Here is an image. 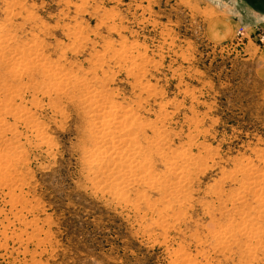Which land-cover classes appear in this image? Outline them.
<instances>
[{
    "label": "rangeland",
    "instance_id": "1",
    "mask_svg": "<svg viewBox=\"0 0 264 264\" xmlns=\"http://www.w3.org/2000/svg\"><path fill=\"white\" fill-rule=\"evenodd\" d=\"M243 1L0 0V264H264Z\"/></svg>",
    "mask_w": 264,
    "mask_h": 264
},
{
    "label": "crops",
    "instance_id": "2",
    "mask_svg": "<svg viewBox=\"0 0 264 264\" xmlns=\"http://www.w3.org/2000/svg\"><path fill=\"white\" fill-rule=\"evenodd\" d=\"M264 1V0H260ZM258 0V2H260ZM256 2V1H255ZM252 0H244L243 10L246 12L247 16L245 22L242 20L243 15L241 17H232L229 21L220 20V25L226 32V26L230 24L231 27V35L235 32L238 33V30L241 26L245 27V33L243 35L244 40L246 39L247 44L252 46V49L256 51V59H257V72L261 80L264 81V8L258 7V5ZM243 11V12H244ZM247 17V18H246ZM224 32L221 35L223 39Z\"/></svg>",
    "mask_w": 264,
    "mask_h": 264
},
{
    "label": "bare ground",
    "instance_id": "3",
    "mask_svg": "<svg viewBox=\"0 0 264 264\" xmlns=\"http://www.w3.org/2000/svg\"><path fill=\"white\" fill-rule=\"evenodd\" d=\"M33 9H34V8H33ZM84 13H85V12H84ZM14 26H15V25H14ZM15 27H16V26H15ZM72 33H73V32H72ZM75 33H76V32H75ZM78 33H79V32H78ZM1 34H2V33H1ZM3 34H4V33H3ZM5 34H6V33H5ZM74 35H75V34H74ZM5 36H6V35H5ZM1 38H2V37H1ZM1 38H0V39H1ZM3 38H5V37H3ZM5 39H6V38H5ZM9 39H10V38H9ZM10 40H11V39H10ZM7 41L9 42V40H7ZM8 42H7V43H8ZM33 42H34V41H33ZM1 43L3 44V41H2ZM1 43H0V46H1ZM34 43H35V42H34ZM72 44H73V43H72ZM4 45H7V44H4ZM4 45H2V46H4ZM10 45H11V44H10ZM29 46H30V45H28V47H29ZM4 47H5V46H4ZM71 47H72V46H71ZM0 48H1V47H0ZM9 48H10V47H9ZM25 48H26V47H25ZM19 49H20V48H19ZM22 49H24V48H22ZM22 49H21V50H22ZM2 50H3V49H2ZM10 50H11V49H10ZM10 50H9V51H10ZM15 50H18V48L15 49ZM32 50H33V48H32ZM32 50H31V51H32ZM5 51H6V50H4L3 53H4ZM7 51H8V50H7ZM13 51H14V50H13ZM19 51H20V50H19ZM28 51H29V50H28ZM34 51H35V50H34ZM34 51H33V52H34ZM41 51H42V50H41ZM41 51H40V52H41ZM40 52H37V53H40ZM17 53H18V52H17ZM17 53H16V54H17ZM22 53H23V52H22ZM25 53H26V52H25ZM41 53H42V52H41ZM113 53H114V52H113ZM20 54H21V52H20ZM20 54H18V55H20ZM26 54H27V53H26ZM32 54H33V53H32ZM34 54H35V53H34ZM13 55H15V54H12V56H13ZM22 55H23V54H22ZM36 55H37V54H36ZM99 55H100V54H99ZM113 55H114V54H113ZM7 56H8V55H7ZM30 56H31V54H30ZM38 56H39V55H38ZM20 57H21V56H20ZM24 57H26V56H24ZM40 57H42V56H40ZM43 57H44V56H43ZM43 57H42V58H43ZM117 57H119V56H117ZM29 58H30V57H29ZM29 58L27 57V59H29ZM31 58H33V57H31ZM34 59H35V58H34ZM39 60H41V59H39ZM14 61H15V60H14ZM29 61H30V59H29ZM34 61H37V59L34 60ZM41 61H42V60H41ZM18 62H19V61H18ZM21 62H22V61H21ZM44 62H46V61H44ZM25 63H26V62H25ZM28 63H29V62H28ZM31 63H32V62H31ZM36 65H37V64H36ZM45 65H46V64H45ZM38 66H39V62H38ZM49 66H50V65H49ZM29 67H30V66H29ZM41 67H42V66H41ZM17 68H18V67H17ZM25 68H26V67H25ZM56 68H57V67H56ZM14 69H15V67H14ZM46 69H47V68H46ZM127 70H129V69H127ZM142 70H143V69H142ZM142 70H141V71H142ZM28 71H29V70H28ZM47 71H48V69H47ZM53 71H54V70H53ZM23 72H24V71H23ZM54 72L56 73V69H55ZM66 72H67V71H66ZM47 73H48V72H47ZM52 73H53V72H52ZM55 73H54V74H55ZM58 73L60 74V72H58ZM58 73H57V75H58ZM63 73L66 74L65 72H63ZM63 73L61 72L60 75H62ZM76 73H77V72H76ZM45 74H46V73H45ZM66 75H67V74H66ZM58 77H59V75H58ZM62 77H64V76H62ZM68 77H69V76H68ZM64 78H65V77H64ZM65 80H68V79L65 78L64 81H65ZM57 82H58V81H57ZM62 82H63V80H62ZM65 82H66V81H65ZM144 86H145V85H144ZM62 87H63V86H62ZM149 89H150V88H149ZM89 90H90V89H89ZM60 91H63V89L60 90ZM97 96H98V95H97ZM95 98H96V97H95ZM97 99H98V98H97ZM93 101H94V100H93ZM95 101H96V100H95ZM96 102H97V101H96ZM96 102H95V103H96ZM93 105H94V104H93ZM94 106H95V105H94ZM96 106H97V105H96ZM100 106H101V105H100ZM103 106H104V105H103ZM107 106H108V105H107ZM104 107H105V106H104ZM99 108H100V107H99ZM113 108H114V107H113ZM118 108H119V107H118ZM2 109H3V108H2ZM108 109H109V108H108ZM108 109H107V110H108ZM114 109H115V108H114ZM114 109H113V110H114ZM116 109H117V108H116ZM93 110H94V108H93ZM101 110H102V108H101ZM102 111H103V110H102ZM111 111H112V110H111ZM118 111H119V110H118ZM127 111H128V110H127ZM95 112H97V111H95ZM98 112H99V111H98ZM105 112H106V110H105ZM102 113H103V112H102ZM102 113H101V114H102ZM115 113H116V112H115ZM115 113H114V114H115ZM117 113H118V112H117ZM129 113H131V112L129 111ZM97 114H98V113H97ZM97 114H96V115H97ZM99 114H100V113H99ZM107 115H108V114H107ZM104 116H106V114H104ZM112 116H113V115H112ZM120 116H121V115H120ZM128 116H130V114H128ZM131 116H132V115H131ZM96 117H97V116H96ZM100 117L103 118V114H102V116H100ZM107 117H108V116H107ZM114 117H115V116H114ZM161 117H162V116H161ZM122 118L125 119L124 116H123ZM122 118H121V119H122ZM96 120H97V119H95V121H96ZM99 120H100V119H99ZM101 120H102V119H101ZM106 120H107V119H104V121H106ZM95 121H94V122H95ZM104 121H103V122H104ZM123 121H124V120H123ZM128 121H130V119H129ZM101 122H102V121H101ZM125 122H126V121H125ZM125 122H122L121 120H119V118H114V119H113V117H112L111 119L108 118V122H106V124H105L104 126H102V128H101L100 126H98V127H100V129H101V130H99V131H101L102 134H104V136H106V138H107V136H108L109 134H111L113 131H115L116 128L122 127L123 123H125ZM131 123H132V121H131ZM125 124H126V123H125ZM97 125H98V124H97ZM137 125H138V124H137ZM139 125H140V124H139ZM95 127H96V126H95ZM127 127H128V126H127ZM122 128H123V127H122ZM136 128H137V127H136ZM137 129H138V128H137ZM124 130H125V129H124ZM96 131H97V130H96ZM96 131H95V132H96ZM116 131H117V130H116ZM119 132H123V131H119ZM113 133H114V132H113ZM124 133H125V132H124ZM96 134H97V133H96ZM100 134H101V133H100ZM98 135H99V133L97 134V136H98ZM132 135H133V134H132ZM41 136H42V134H41ZM104 136H103V137H104ZM125 136H126V135H125ZM160 136H161V135H160ZM43 137H44V136H43ZM126 137H128V136H126ZM134 137H135V136H134ZM134 137L132 138L133 141H134ZM104 138H105V137H104ZM106 138H105V139H106ZM119 138H120V137H119ZM124 138H125V137H124ZM130 138H131V137H130ZM42 139H43V138H42ZM100 139H102V137H101ZM135 139L137 140V138H135ZM103 140H104V139H103ZM103 140H102V142H103ZM106 140H107V139H106ZM116 140H120V139H116ZM132 140H131V142H132ZM136 140H135L134 143H136ZM96 141H97V140H96ZM113 141H114V140H113ZM127 141H128V139H127ZM129 141H130V140H129ZM115 142H116V141H115ZM115 142H114V143H115ZM137 142H138V141H137ZM103 143H104V142H103ZM103 143H101V144H103ZM157 143H158V142H157ZM104 144H106V143H104ZM128 144L130 145V143H127V145H128ZM131 144H132V143H131ZM108 145H109V144H108ZM123 145H124V143H123ZM134 145L137 146V144H134ZM150 145H151V144H150ZM157 145H158V144H157ZM138 146H139V145H138ZM155 146H156V145H155ZM106 147H107V146H106ZM114 147H115V146H114ZM133 147H134V146H133ZM142 147H143V148H142ZM144 147H146V146H144V145L142 146V145H141V149L144 150V149H145ZM163 147H164V146H163ZM103 148H104L103 151H105V147H103ZM123 148H124V146H123ZM146 148H150V147H146ZM157 148H158V147H157ZM115 149H116V148H115ZM137 149H138V147H137ZM141 149H140V150H141ZM96 150H97V148H96ZM120 150H121V149H120ZM122 150H123V149H122ZM135 150H136V149H135ZM151 150H152V149H151ZM108 151H109V149H108ZM141 151H142V150H141ZM141 151H140V152H141ZM144 151H145V150H144ZM169 151H170V149H169ZM94 152H95V151H94ZM109 152H110V151H109ZM115 152H116V151H115ZM132 152H134V150H133ZM138 152H139V150H138ZM159 152H160V151H159ZM159 152H157V153H159ZM186 152H187V151H186ZM96 153H97V152H96ZM121 153H122V155H124L122 151H121ZM121 153H120V154H121ZM129 153H130V152H129ZM134 153L137 154V152H134ZM134 153H133V154H134ZM141 153H144V152H141ZM141 153H140V154H141ZM151 153H152V152H151ZM108 154H110V153H107L106 156H108ZM113 154H114V153H113ZM115 154H119V153H118V150H117V152H116ZM144 154H145V153H144ZM91 155H92V154H91ZM102 155H103V154H102ZM110 155H111V154H110ZM131 155H132V153H131ZM137 155H138V154H137ZM141 155H142V154H141ZM180 155H181V154H180ZM92 156H93V155H92ZM94 156H95V155H94ZM104 156H105V155H104ZM129 156H130V155H129ZM139 156H140V155H139ZM182 156H183V155H181L180 157H182ZM116 157H120V156L118 155V156H116ZM123 157H124V156H123ZM130 157H131V156H130ZM134 157H135V155H134ZM143 157H144V155H143ZM106 158H108V157H106ZM120 158H122V156H121ZM182 158H184V157H182ZM182 158H181V159H182ZM111 159H112V157H111ZM116 159H117V158H116ZM132 159H133V158H132ZM135 159H136V158H135ZM135 159H134V160H135ZM189 159H190V158H189ZM179 160H180V159H179ZM106 161H107V160H106ZM114 161H115V160H114ZM116 161H117V160H116ZM121 161H122V160H121ZM126 161H127V160H126ZM143 161H144V160H143ZM147 161L150 162V160H146V162H147ZM174 161H176V160H174ZM187 161H188V160H187ZM108 162H109V161H108ZM119 162H120V161H119ZM119 162L117 161V163H119ZM127 162H128V161H127ZM129 162H130V160H129ZM129 162H128V163H129ZM132 162H133V161H132ZM114 163H115V162H114ZM169 163H171V161H170ZM175 163H178V162H175ZM175 163H173V164H175ZM183 163H185V161H183ZM119 164H120V163H119ZM134 164H135V163H134ZM144 164H145V163H144ZM147 164H148V163H147ZM181 164H182V163H181ZM115 165H116V164H115ZM125 165H126V164H125ZM166 165H167V164H166ZM177 165H178V164H176V166H177ZM183 165H184V164H183ZM127 166H128V165H127ZM129 166H130V165H129ZM131 166H132V165H131ZM131 166H130V167H131ZM140 166H141V165H140ZM176 166H175V169H176ZM117 167H118V166H117ZM142 167H145V166L142 165ZM142 167H141V168H142ZM169 167H170V166H169ZM188 167H189V165L187 166V168H188ZM114 168H115V167H114ZM133 168H134V167H133ZM141 168H140V169H141ZM146 168H147V167H146ZM146 168H142V169L144 170V169H146ZM166 168H167V166H166ZM173 168H174V166H173ZM179 168H180V167H179ZM179 168H177V169L179 170ZM181 168H182V167H181ZM247 168H248V167H247ZM126 169H127V168H126ZM138 169H139V168L135 169L134 171H136V173H137ZM169 169H170V168H169ZM171 169H172V168H171ZM121 170H123V169H121ZM129 170H131V169H129ZM132 170H133V169H132ZM143 170H141V171H143ZM167 170H168V169H167ZM181 170H184V171L186 172L187 170H189V168L186 169V170L182 168ZM116 171H117V170H116ZM146 171H147V170H146ZM151 171H152V170H151ZM168 171H169V170H168ZM172 171H174V170H172ZM172 171H170V173H171ZM139 172H140V171H138V175L136 174V176H138V177L140 176V175H139ZM144 172H145V170H144ZM147 172H148V171H147ZM174 172H175V171H174ZM174 172H173V173H174ZM185 172H184V173H185ZM118 173H121V172H115V174H118ZM127 173H128V170H127ZM130 173H131V172H130ZM130 173H128V175H129ZM176 173H177V172H176ZM178 173L180 174V172H178ZM182 173H183V172H181V174H182ZM186 173H187V172H186ZM115 174H114V175H115ZM121 174L124 175V174H125V171H124V173L122 172ZM121 174H120V175H121ZM168 174H169V173H168ZM168 174H167V177H168ZM181 174H180V175H181ZM128 175H127V176H128ZM131 175H134V174H131ZM142 175H143V174H142ZM142 175H141V176H142ZM144 175H145V174H144ZM150 175H151V174H150ZM115 176H117V175H115ZM118 176H119V174H118ZM124 176H125V175H124ZM124 176H120V177H121L120 179H122V178L124 179ZM134 176H135V175H134ZM136 176H135V177H136ZM148 176H149V175H148ZM176 176H177V175H176ZM176 176H175V177H176ZM135 177H134V178H135ZM143 177H144V176H143ZM180 177H181V176H180ZM125 178H126V177H125ZM130 178L132 179V177H130ZM134 178H133V181L131 180L132 183H133V182L136 183L137 180H141V179H136V180H135ZM136 178H137V177H136ZM141 178H142V177H141ZM153 178H154V177H153ZM168 178H170V176H169ZM173 178H174V177H173ZM176 178H178V177H176ZM181 178H182V177H181ZM142 179H144V178H142ZM146 179H147V180H148V179L151 180L152 178H148V177H147ZM146 179H145V180H146ZM154 179H155V178H154ZM154 179H153L152 181H155ZM160 179H162V178H160ZM165 179H167V178H165ZM185 179H186V178H185ZM126 180L129 181V179H126ZM126 180H123V181L127 182ZM134 180H135V181H134ZM157 180H159V179L157 178ZM157 180H156V181H157ZM168 180H169V179H168ZM168 180H167V181H168ZM179 180H182V179L179 178ZM183 180H184V179H183ZM152 181H151V183H152ZM162 181H163V179H162ZM146 182H147V181H146ZM146 182H145V184H144V181H143L142 183H143L144 185H148V187H149V186H150V181L148 182V184H147ZM160 182H161V180H160ZM160 182H159V183H160ZM163 182H164V181H163ZM163 182H162V183H163ZM127 183H128V182H127ZM129 183H130V182H129ZM142 183H140V184L142 185ZM157 183H158V182H157ZM159 183L156 184V182H155L156 185H159ZM165 183H166V182H165ZM169 183H170V181H169ZM169 183L166 184L168 187H169V185H171V184H169ZM171 183H173V181H172ZM130 184H131V183H130ZM133 184H134V183H133ZM137 184H138V182H137ZM178 184H179V183H178ZM178 184H177V185H178ZM134 185H135V184H134ZM134 185H133V186H134ZM138 185H139V184H138ZM166 185H165V186H166ZM183 185H184V184H183ZM160 186L162 187V184H160ZM163 186H164V183H163ZM167 186H166V187H167ZM181 186H182V185H181ZM181 186H180V188H181ZM112 187H113V186H112ZM128 187H129V186H128ZM154 187H158V186H154ZM168 187H167V188H168ZM171 187H172V186H171ZM184 187H185V186H184ZM126 188H127V187H126ZM169 188H170V187H169ZM173 188H176L175 185L173 186ZM177 188H179V186H177ZM180 188H179V189H180ZM182 188H183V186H182ZM122 189H123V188H122ZM164 189H166V188H164ZM162 190H163V189H162ZM185 192H186V191H185ZM261 192H264V191L261 190ZM263 195H264V194H263ZM240 196H241V195H240ZM240 196H239V197H240ZM249 196H250V195H249ZM237 197H238V196H237ZM121 198H122V197H121ZM262 198H263V197H262ZM239 200H240V199H239ZM237 201H238V200H237ZM241 201H242V200H241ZM262 201H263V200H262ZM256 209H258V208H256ZM251 210H252V208H251ZM229 221H230V220H229ZM231 221H232V220H231ZM247 223H248V222H247ZM246 225H247V224H246ZM247 226H248V225H247ZM232 227H233V226H232ZM257 227H258V226H257ZM251 229H252V228H251ZM254 229H255V228H254ZM256 229H257V228H256ZM221 230H222V229H221ZM230 230H231V229H230ZM232 230H233V229H232ZM246 230H247V229H246ZM258 230H259V228H258ZM225 231H226V229H225ZM227 231H229V229H227ZM244 231H245V230H244ZM255 231H256V230H255ZM260 231H261V230H260ZM230 232H232V231H230ZM252 232L254 233V231H252ZM242 233H244V232H242ZM245 233H246V231H245ZM247 233H248V232H247ZM247 233H246V234H247ZM254 234H256V233H254ZM258 234H259V233H258ZM261 234H262V233H261ZM224 235H225V234H224ZM228 235H229V234H228ZM252 235H253V234H252ZM233 236H234V235H233ZM255 236H256V235H255ZM259 236H260V235H259ZM218 237H219V236H218ZM249 239H250V238H249ZM257 241H258V240H257ZM252 252H253V251H252ZM250 253H251V252H250ZM252 255H253V254H252ZM251 257H252V256H251Z\"/></svg>",
    "mask_w": 264,
    "mask_h": 264
},
{
    "label": "built area",
    "instance_id": "4",
    "mask_svg": "<svg viewBox=\"0 0 264 264\" xmlns=\"http://www.w3.org/2000/svg\"><path fill=\"white\" fill-rule=\"evenodd\" d=\"M238 35H239V36H243V35H244V30H243L242 27L239 29V31H238Z\"/></svg>",
    "mask_w": 264,
    "mask_h": 264
}]
</instances>
